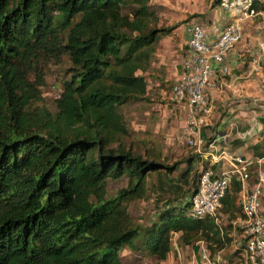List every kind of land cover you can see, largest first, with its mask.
Returning a JSON list of instances; mask_svg holds the SVG:
<instances>
[{
  "label": "trees",
  "instance_id": "16d2710c",
  "mask_svg": "<svg viewBox=\"0 0 264 264\" xmlns=\"http://www.w3.org/2000/svg\"><path fill=\"white\" fill-rule=\"evenodd\" d=\"M159 23L152 0H0V264H123L126 249L166 261L175 234L214 256L231 245L243 216L235 198L223 200L226 225L189 216L210 164L199 173L198 152L169 164L124 112L148 99L159 41L180 25ZM53 64L64 70L51 109L43 88ZM155 174L170 197L141 226L130 207ZM125 177L109 196V182Z\"/></svg>",
  "mask_w": 264,
  "mask_h": 264
},
{
  "label": "built area",
  "instance_id": "2783aa9c",
  "mask_svg": "<svg viewBox=\"0 0 264 264\" xmlns=\"http://www.w3.org/2000/svg\"><path fill=\"white\" fill-rule=\"evenodd\" d=\"M258 3L264 6V0H218L221 8L239 11L241 16L230 21L214 40L209 39L204 22L197 21L192 26L182 73L172 87L171 96L173 100L186 101L189 105L187 126L182 139L191 148H197L198 153L202 152L200 148L204 146L199 121L211 112L208 88L216 85L217 73L225 77L231 72L227 53L243 38V18L255 15L254 6ZM261 47L262 54L252 59L255 67L259 66L264 57V43ZM259 120L260 116L254 117L250 127L239 132L241 140L248 141L255 136ZM207 154L212 161L225 162V165L219 171L210 167L202 172L197 192L191 198L190 218L216 217L224 207L223 200L232 183L239 182L242 195L239 206L243 216L232 224L243 232L246 240L243 244V264H264V158L251 160L240 154L229 153L224 137L214 138L208 145ZM253 166H256L255 170ZM200 245L202 259L206 264H212L208 245L204 242ZM176 251L181 260L182 253L178 249Z\"/></svg>",
  "mask_w": 264,
  "mask_h": 264
},
{
  "label": "crops",
  "instance_id": "0c3cea01",
  "mask_svg": "<svg viewBox=\"0 0 264 264\" xmlns=\"http://www.w3.org/2000/svg\"><path fill=\"white\" fill-rule=\"evenodd\" d=\"M203 1L206 9L202 10V12L198 11L199 14L203 15V18L200 19L195 18L192 21L189 20L183 22L188 17L184 15L185 11L181 9L183 8L181 6L179 9L182 11L177 20L175 19L176 12H178L176 11L177 9L172 10L168 8L166 11L167 14L172 16L170 18L169 15L165 14L166 18L169 19L167 26L177 23H180V25L175 28L170 35L161 38L159 41V46L153 62V75H155L153 79L156 85L160 86L167 82L173 83L174 85V83L180 78L183 69L182 63L185 56V50L191 36L192 26L197 22L196 20H200L207 25L208 37L210 40H214L230 21L241 16L239 11L227 10H224L223 15H219L218 7L220 6L218 5V0ZM162 4L166 5L165 3ZM256 6L264 7L259 3L256 4ZM255 11V15L243 18L244 36L236 47L227 53V61L231 66V72L225 78H223L220 73H217V83H219L221 88L217 86H210L208 88V91L212 94L213 98H216V100H219V94L222 93L221 99L223 102L221 103V107L224 106V109L221 108L222 110L220 111L219 107H216L213 100H211V112L208 116L202 117L199 121V125L204 124L210 127L209 125L214 123V119L218 118L215 121V126H212V129L215 128V130L213 131L211 128L202 129L201 135L204 140V145L207 144L201 150V156L208 158L207 163L210 164V167L216 166L214 169L215 171H219L220 168L225 165V162L216 163L212 161L211 157L207 154L209 143L216 137L225 138L226 149L229 153L240 154L251 160L262 158L261 156L264 157V147H262L264 144V105L261 106L262 103L260 102V87H256L255 83H251L254 73H258L261 69L260 66L255 67L253 65L252 59L260 53L262 48L261 45L264 43L262 30V28H264V9L260 10L259 8ZM193 13H195V11ZM257 76L262 78L263 74L258 73ZM253 81L256 82V79ZM251 92H253L254 95L253 101L246 99L248 98L247 96H251ZM229 95H232L234 98L231 99ZM217 103L218 102H216V104ZM256 105L262 108L263 115L261 112V117L263 118L260 117L259 123L256 126L257 132L255 136L248 141H243L239 137V132L247 130L250 127L253 118L259 116V113L256 112L257 110H254ZM212 118L213 120H211ZM231 124H234V126H230ZM209 132L212 133V140H209L206 143V140L210 139ZM252 169L255 170L256 166H253ZM227 195L235 198L236 204L239 206L242 196L241 185L239 182L234 181L232 183ZM240 218L241 217L233 219L232 223L237 222ZM222 220L228 224L230 218L228 216H223ZM230 237L233 238L231 248L234 247L237 251L243 247V239L245 238L243 232L234 228ZM226 250L228 249L226 248L215 255H218V261H220L221 253L226 254ZM244 257L245 250L242 252L241 256H238L235 252V257H233L235 261L233 264L240 263L241 260L244 261Z\"/></svg>",
  "mask_w": 264,
  "mask_h": 264
},
{
  "label": "rangeland",
  "instance_id": "374dc122",
  "mask_svg": "<svg viewBox=\"0 0 264 264\" xmlns=\"http://www.w3.org/2000/svg\"><path fill=\"white\" fill-rule=\"evenodd\" d=\"M152 3L160 17L159 25L163 24L166 26L168 25L167 22L169 21V19L165 16V14L169 15L166 13L168 8L172 10L177 9L176 11L178 12H176V20L179 19L180 13L183 10L185 11L184 15L190 18L191 21L195 18H203L192 17V15H198V11L202 12V10L206 9L203 0H152ZM162 3H165L166 5H163ZM180 6L183 8H181ZM179 8H181L182 10ZM194 11L195 13H193ZM218 11L220 13L219 15H223V8L218 7ZM169 17L171 18L172 16L169 15ZM262 30L264 35V28H262ZM262 52L263 51L261 50L260 53L255 57L261 55ZM259 66L261 69L258 71V73L263 74V76L262 78H260L257 76L258 73L255 72L254 76H252L251 83H255L256 87H260V102L262 103V105H264V57L261 58ZM63 70L64 69L61 66L53 64L49 68L46 75L47 83L43 88V97L45 98L46 105L51 109L55 108V99L60 95L62 91V83L60 82V79L61 75L63 74ZM154 76L155 75H153V72L150 76L149 74H146L149 83L148 99L124 107V112L126 113L131 127L136 132H140L138 136L139 139H151L163 151L164 156H167L168 163L173 164L191 156V154H195L198 151L197 148H191L190 146H188L186 144V141L182 139V137L184 136V128L187 126L189 106L186 101L179 102L172 99L171 92L173 83L167 82L158 86L154 82ZM254 79H256V82L253 81ZM215 83L216 85L214 87L217 86L221 88L219 83H217V80H215ZM251 93V96H247L248 98L246 99L253 101L254 95L253 92ZM219 95V100H216V98H213L212 94L208 91L209 98L213 100L215 106L219 107L221 111L222 109H224V106L221 107V103L223 102V100L221 99L222 93ZM229 97L231 99L234 98L232 95H229ZM216 102L218 103L216 104ZM254 108L253 109L257 110L256 112H258L259 116L261 117L263 115L262 108L258 107L257 105ZM217 119L218 118L214 119V123L212 125H209L210 127L204 124L199 125L201 135L202 129H212V126H215V121ZM211 120H213V118ZM212 130L214 131L215 128ZM209 135L210 139H207L206 143L209 140H212V133L209 132ZM206 145L207 144H205L204 146ZM204 146H202V148L200 149L202 150ZM207 162L208 158L205 156H200L196 160L195 166L198 169L199 173H201V171L203 170V167L205 166L204 163L207 164ZM184 167L185 165H182V169ZM178 174L179 173L175 172L173 175H171V178H177ZM159 179L160 178L156 174L152 177H149L147 197L137 203L132 204L130 207V213L132 214L133 220L138 225L147 226L155 218L158 208L161 207L170 197L168 193L162 191V189L158 187ZM128 182L129 181L127 177L115 182H109V196H115L119 190L127 186ZM220 213L221 212L219 211L217 220L226 225L227 223L224 222L221 217H219ZM178 237L179 234L174 235V250L169 255L166 261H160L157 257L149 255L147 251L138 252L126 249L121 252L122 262L123 264H206L202 259V255L200 252V243L204 241L197 242L193 246H186L181 244L180 241L177 240ZM175 248H178L182 253L183 258L181 260L179 259ZM227 249L228 250H226V254L221 253V258L219 259L220 261L217 260L218 255L214 257V255L211 254L210 259L212 263L233 264L235 261L233 257H235V252L237 251L234 247L231 248V245L228 246ZM237 264H241V262H238Z\"/></svg>",
  "mask_w": 264,
  "mask_h": 264
}]
</instances>
